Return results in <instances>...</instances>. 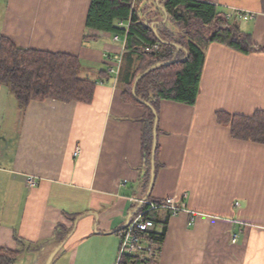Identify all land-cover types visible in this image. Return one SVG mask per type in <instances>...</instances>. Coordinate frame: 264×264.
Masks as SVG:
<instances>
[{
	"label": "crops",
	"instance_id": "0c3cea01",
	"mask_svg": "<svg viewBox=\"0 0 264 264\" xmlns=\"http://www.w3.org/2000/svg\"><path fill=\"white\" fill-rule=\"evenodd\" d=\"M207 1L264 45L261 0ZM89 4L0 0V38L75 55L80 75L96 80L89 103L26 105L0 83V247L45 264L63 242L49 264H117L118 232L150 194L186 205L174 216L157 209L167 222L158 264H264V143L233 137L218 118L264 111V50L205 45L195 103L158 104L150 187L141 160L144 109L123 100L118 74L100 80L107 56L122 57L125 36L87 29ZM57 224L71 229L62 242Z\"/></svg>",
	"mask_w": 264,
	"mask_h": 264
},
{
	"label": "trees",
	"instance_id": "16d2710c",
	"mask_svg": "<svg viewBox=\"0 0 264 264\" xmlns=\"http://www.w3.org/2000/svg\"><path fill=\"white\" fill-rule=\"evenodd\" d=\"M261 2L264 11V0ZM139 4L138 0H90L86 28L125 36L117 83L125 102L144 109L140 118L141 160L146 167L147 184L153 150L154 170L157 167L158 104L163 99L195 103L205 45L218 42L241 53L262 51L264 45L253 44L249 33L207 0H145L142 6ZM120 21H126L128 27L119 26ZM154 44H158V50L152 48ZM147 47L150 48L147 50ZM166 61L172 62L165 65ZM80 67V59L75 55L22 49L0 38V83L23 105L46 98L89 103L96 80L81 76ZM100 72L101 81L112 75L107 69ZM218 118L230 125L233 137L264 143V111L258 110L250 116L219 113ZM146 199L152 200L150 194ZM147 216L153 226L142 233L141 239L148 248L159 252L166 232V218L158 217L157 210L148 212ZM158 224L162 225L161 229H156ZM70 230L57 224L54 235L62 242ZM20 253L18 248L0 247V264H16ZM119 264H158V255L152 258L145 254L135 258L126 256Z\"/></svg>",
	"mask_w": 264,
	"mask_h": 264
},
{
	"label": "built area",
	"instance_id": "2783aa9c",
	"mask_svg": "<svg viewBox=\"0 0 264 264\" xmlns=\"http://www.w3.org/2000/svg\"><path fill=\"white\" fill-rule=\"evenodd\" d=\"M230 16V15H228ZM119 26H127L123 21H120ZM118 34H114L113 38L115 40L119 39ZM150 47H147L148 50ZM154 50H158V44H154L152 46ZM108 61L110 62V67L108 71L112 74L117 75L119 66L121 64V56H117L112 58V56H107ZM79 146L75 148V153L79 151ZM30 185H34L35 182L33 180L29 181ZM143 207L140 210H135L128 218L126 225L118 232L120 238V244L118 249V257L117 264L121 262V260L129 256L131 258H135L140 254H145L148 258L156 257L158 255V250L156 248H148L142 242V233L148 230V228L153 226V221L147 216L148 212L165 208L170 211L171 216H174L181 211L186 210V205L184 202H181L179 205L169 202V203H155L151 200H143L141 202ZM193 218L190 219L192 222ZM232 242L236 241L235 235L232 237Z\"/></svg>",
	"mask_w": 264,
	"mask_h": 264
},
{
	"label": "water",
	"instance_id": "95a60500",
	"mask_svg": "<svg viewBox=\"0 0 264 264\" xmlns=\"http://www.w3.org/2000/svg\"><path fill=\"white\" fill-rule=\"evenodd\" d=\"M172 61H166V62H164V64L165 65H167V64H170ZM155 129H154V143H155ZM153 157H154V150H153V152H152V160H151V162H152V167H151V182H150V187H151V184H152V179H153V176H154V168H153ZM141 206V202H140V204L138 205V207H137V209L139 208ZM63 245V242L61 243V244H59V246L57 247V248H55V250L49 255V258H48V261H47V264H49L50 262H51V260H52V257H53V255H54V253L61 247Z\"/></svg>",
	"mask_w": 264,
	"mask_h": 264
},
{
	"label": "rangeland",
	"instance_id": "374dc122",
	"mask_svg": "<svg viewBox=\"0 0 264 264\" xmlns=\"http://www.w3.org/2000/svg\"><path fill=\"white\" fill-rule=\"evenodd\" d=\"M48 258H49V256H48ZM48 258H47V261H48ZM21 260H22V257H18V259H17V262H16V264H22V263H20L21 262ZM47 261H46V263L45 264H47ZM22 262H23V264H28V263H26L25 262V260H22Z\"/></svg>",
	"mask_w": 264,
	"mask_h": 264
}]
</instances>
